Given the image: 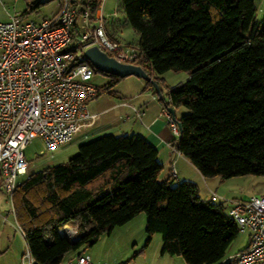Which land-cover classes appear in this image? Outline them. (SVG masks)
I'll list each match as a JSON object with an SVG mask.
<instances>
[{
  "label": "trees",
  "instance_id": "obj_1",
  "mask_svg": "<svg viewBox=\"0 0 264 264\" xmlns=\"http://www.w3.org/2000/svg\"><path fill=\"white\" fill-rule=\"evenodd\" d=\"M119 1L140 35L136 64L151 76H189L164 101L187 109L171 144L206 178L264 176V19L255 22L254 0ZM98 6L84 1L81 11L94 14ZM80 24L78 17L73 43ZM107 76L104 90L120 79ZM162 171L157 148L144 137L110 133L81 144L67 163L30 173L12 203L36 264L72 260L83 252L67 259L69 253L141 213L146 246L159 233L163 255L220 264L241 233L238 224L222 202L203 200L196 183L161 179ZM66 225L77 227L74 238Z\"/></svg>",
  "mask_w": 264,
  "mask_h": 264
},
{
  "label": "built area",
  "instance_id": "obj_2",
  "mask_svg": "<svg viewBox=\"0 0 264 264\" xmlns=\"http://www.w3.org/2000/svg\"><path fill=\"white\" fill-rule=\"evenodd\" d=\"M98 2L94 14L81 11L65 0L60 10L41 21L13 15L0 21V182L11 199L20 175L29 174L30 163L25 149L39 138L47 149L68 143L78 135L79 126L92 118L88 103L99 88L91 83L94 76L84 52L91 46L117 61L136 64L138 47H129L111 38L102 13L106 0ZM80 17L79 35L73 43L74 26ZM163 104L161 115L168 118L173 138L180 137V127ZM173 152L182 154L172 145ZM169 176L177 178L173 161ZM219 196L212 193L210 200ZM14 212V208L12 209ZM241 233L250 235L246 249L233 255L234 264L264 262V195H253L246 201H234L227 209ZM17 223V221H16ZM18 229L24 232L17 223ZM66 236L74 238L77 227H63ZM21 264H36L29 249ZM62 264H96L82 253Z\"/></svg>",
  "mask_w": 264,
  "mask_h": 264
},
{
  "label": "rangeland",
  "instance_id": "obj_3",
  "mask_svg": "<svg viewBox=\"0 0 264 264\" xmlns=\"http://www.w3.org/2000/svg\"><path fill=\"white\" fill-rule=\"evenodd\" d=\"M106 2V11L110 16V19L112 18L113 20L110 21L108 27H110L115 39L119 40L126 46L138 47L140 35L128 23L120 1L107 0ZM56 3L57 1H53L52 3L42 6L38 12L30 14L29 19L39 20L46 15H50L51 9ZM263 19L264 9L260 10L259 8L257 10L255 22L259 24ZM164 75L166 78V84L169 85L183 81V77H186L187 73L185 71H169ZM136 78L137 77L134 76L120 78L112 88L104 90V88L110 83L111 78L102 72L94 73L91 83L98 88H101L102 92L89 104V112L92 118L79 126L78 135H76L73 140L62 144L57 148L47 149L39 138L33 140L24 151L26 160L30 163L28 173L39 172L45 168H50L61 163H67L70 158L78 153V148L81 144L93 140L90 137L87 138L84 135L81 136L84 134L85 130L95 128L94 133L95 131L100 132L105 130L108 126L107 124H111L113 119L119 115L120 111H122V108L118 107V103L127 100L137 91L138 85L136 82L138 79ZM184 81H186L185 78ZM175 112L178 118L182 114H185L187 109L186 107H180L176 109ZM106 133L118 135L120 132L113 130ZM103 135L106 134H102V136ZM29 174L20 175L18 181H25ZM248 178H251L247 179L249 180L248 188L245 187L242 189L235 181H231L233 182V184H231L233 187L232 189L239 190V192H241L240 194L243 193L244 195H247L250 193L249 191H252L251 188L255 187V193L258 195H264V176H249ZM0 188V213H2L0 224H7L6 232L10 235V239L14 241L15 248L17 250L19 249L22 261L23 255L28 251V245L22 232L17 227L15 214L12 210V199L1 187V182ZM146 221V215L141 213L130 222L122 226H116L111 233H106L101 236L93 246L69 253L67 259H72L78 253L83 252L91 255L96 264H178L179 262H184L183 258L177 255L172 256L167 254L164 258L160 257L162 246L159 248V244L160 242L161 245L163 243L162 236L159 233L154 234L150 244L146 246ZM67 226L71 228L70 225ZM246 237V233H240L239 237L234 240L228 248L226 258L220 264H234L233 255L237 249L244 245ZM7 242L5 243L6 245ZM13 248L14 247L10 249V252H12ZM259 264H264V262Z\"/></svg>",
  "mask_w": 264,
  "mask_h": 264
},
{
  "label": "crops",
  "instance_id": "obj_4",
  "mask_svg": "<svg viewBox=\"0 0 264 264\" xmlns=\"http://www.w3.org/2000/svg\"><path fill=\"white\" fill-rule=\"evenodd\" d=\"M53 1H57V3L51 9L50 15H46L39 20L32 19L35 21H41L49 16L56 14L60 10L65 0H0V21H8L13 15L21 16L24 19H29L30 14H32L33 12H38L42 6L52 3ZM84 1L86 0H70V2L73 3V6L76 5V2L79 3V8H82ZM254 2L256 4L257 10L259 8L260 10L264 9V0H254ZM106 3L107 2H105V7L102 11L105 17V27L109 36L115 39L110 27H108L112 18L110 19V16L106 11ZM187 76L183 77V81H180L176 84L167 85L165 81V75H154L153 78H155L159 83L163 95V100L157 95V92L153 88L149 87V85L143 79L137 77V91L134 92L132 96H130L127 100H123L118 103V107H121L122 111H120L119 115L113 119L111 124H107L108 126L105 130L100 132L95 131V133V128H89L85 130L84 134H82L81 136L84 135L87 138L90 137L91 139H95L102 136V134H107L106 132L114 130L120 132L118 135H136L144 137L158 150V160L163 165L161 179H166L169 176L170 165L174 161L175 167L178 172L175 183H179L182 181H191L196 183L198 186L199 196L203 200H210L211 194L215 193L219 196L217 202H222L225 209L227 210L233 205L234 201H246L253 195H258L254 191L255 187L251 188L252 191H249L250 193L247 195H244L243 193L240 194L241 192H239V190L232 189L233 187L231 186V184H233V182L231 181H235L236 184H239L238 186L243 189L245 187H249V180L247 179L251 178H248L249 176H238L223 180L219 177H204L186 157L173 152L170 144L174 138L169 128L168 118L161 115L162 105L164 104V101H168L169 99V91L177 87L179 84L184 83V78L187 80L189 77ZM92 100L88 103V110L89 104L92 102ZM1 215L2 213H0V217ZM6 229L7 224H0V264H20V251L19 249L17 250L15 248L14 241L10 239L11 237L6 232ZM246 234L247 237L245 239L244 245L237 249L234 254L248 247L250 242V235L248 233ZM6 242L7 245L5 244ZM161 246L162 245L160 242L159 248H161ZM12 247L14 248L12 249V252H10V249ZM160 257L164 258L165 255H163L161 252ZM183 263H185V261L179 262L178 264Z\"/></svg>",
  "mask_w": 264,
  "mask_h": 264
},
{
  "label": "water",
  "instance_id": "obj_5",
  "mask_svg": "<svg viewBox=\"0 0 264 264\" xmlns=\"http://www.w3.org/2000/svg\"><path fill=\"white\" fill-rule=\"evenodd\" d=\"M84 55L91 65L99 72L107 75L117 76L119 78L136 76L143 79L146 83H149L153 86L154 90L157 92V95L163 100V95L158 81L153 78V76L149 75L142 66L137 64L121 63L114 57H111L104 51L100 50L97 46H91L87 48L84 52ZM168 109L172 117L177 121L179 127L181 128V122L176 118L175 109L171 106Z\"/></svg>",
  "mask_w": 264,
  "mask_h": 264
}]
</instances>
